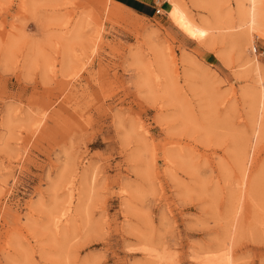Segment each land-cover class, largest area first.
<instances>
[{
    "label": "rangeland",
    "instance_id": "1",
    "mask_svg": "<svg viewBox=\"0 0 264 264\" xmlns=\"http://www.w3.org/2000/svg\"><path fill=\"white\" fill-rule=\"evenodd\" d=\"M173 1L0 0V264H264V0Z\"/></svg>",
    "mask_w": 264,
    "mask_h": 264
},
{
    "label": "bare ground",
    "instance_id": "2",
    "mask_svg": "<svg viewBox=\"0 0 264 264\" xmlns=\"http://www.w3.org/2000/svg\"><path fill=\"white\" fill-rule=\"evenodd\" d=\"M164 1H166V3H168L169 5L168 15L170 19L180 30H182L184 34H186L193 40H198V41L202 39L204 40V38L208 35L209 30L203 28L202 26L201 27L198 26V24H196L193 21V19L190 18L191 16L189 17V15H187V12L184 9V6H182V4H179L178 2L173 0H164ZM249 2H250V12H249L248 21L249 24L253 26L255 21L257 0H249ZM228 264L230 263L228 262Z\"/></svg>",
    "mask_w": 264,
    "mask_h": 264
},
{
    "label": "crops",
    "instance_id": "3",
    "mask_svg": "<svg viewBox=\"0 0 264 264\" xmlns=\"http://www.w3.org/2000/svg\"><path fill=\"white\" fill-rule=\"evenodd\" d=\"M110 1L113 4H117V5H120L122 7L127 6L131 10H133L135 12H138L135 9L129 7L128 5L122 3L121 1H118V0H110ZM129 1L135 2V3H138L139 5H141L145 12H147V10H149V8H157V7H159V5H162V4L166 3V1H164V0H129ZM168 8H169V6H168Z\"/></svg>",
    "mask_w": 264,
    "mask_h": 264
},
{
    "label": "trees",
    "instance_id": "4",
    "mask_svg": "<svg viewBox=\"0 0 264 264\" xmlns=\"http://www.w3.org/2000/svg\"><path fill=\"white\" fill-rule=\"evenodd\" d=\"M118 1H121L122 3L128 5L129 7L135 9L136 11H138L140 13L146 14V12L143 10L142 6L139 5L138 3L131 2L129 0H118Z\"/></svg>",
    "mask_w": 264,
    "mask_h": 264
},
{
    "label": "built area",
    "instance_id": "5",
    "mask_svg": "<svg viewBox=\"0 0 264 264\" xmlns=\"http://www.w3.org/2000/svg\"><path fill=\"white\" fill-rule=\"evenodd\" d=\"M156 14L157 15H161L162 14V11H161V9L160 8H156ZM255 51H257L256 49H255Z\"/></svg>",
    "mask_w": 264,
    "mask_h": 264
}]
</instances>
